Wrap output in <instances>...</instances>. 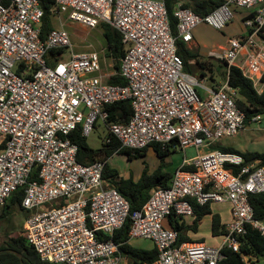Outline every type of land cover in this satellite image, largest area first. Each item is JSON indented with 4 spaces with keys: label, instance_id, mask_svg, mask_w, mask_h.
<instances>
[{
    "label": "built area",
    "instance_id": "built-area-1",
    "mask_svg": "<svg viewBox=\"0 0 264 264\" xmlns=\"http://www.w3.org/2000/svg\"><path fill=\"white\" fill-rule=\"evenodd\" d=\"M55 5L58 17L89 28L106 22L120 33L125 51L119 72L125 84L107 83L111 73H102L103 48L75 51L63 24L41 39L38 0H0V206L23 187L20 206L28 215L22 235L40 261L122 264L120 243L112 236L127 218L128 239H149L157 249V258L146 264H223L222 249L239 252L247 226L264 237V219L254 218L249 201L264 192V166L231 151L200 152L246 127V115L235 103L237 89L226 80L212 89L184 71L164 0H55ZM234 7L245 14L254 9L255 15L244 19L243 38H227L220 57L260 92L264 0H222L204 16L178 3L177 37L191 41L200 23L223 29ZM51 49L63 51L49 64ZM125 100L130 119L107 125L121 147L196 150L175 166L168 187L153 188L133 212L103 179L104 163L79 162L69 137L78 126L87 136L97 119L107 120L106 104ZM33 169L37 178L29 181ZM193 202L229 204L230 219L218 244L178 242L168 218L192 221Z\"/></svg>",
    "mask_w": 264,
    "mask_h": 264
},
{
    "label": "trees",
    "instance_id": "trees-1",
    "mask_svg": "<svg viewBox=\"0 0 264 264\" xmlns=\"http://www.w3.org/2000/svg\"><path fill=\"white\" fill-rule=\"evenodd\" d=\"M40 7L43 10V16L40 23L41 39H44L47 34L54 28L53 21L58 17L56 11L55 0H38ZM171 31L176 38L177 53L183 61L184 71L193 74V65L197 64L201 68L200 76L206 77L208 69L209 75L207 78L208 86L212 89H217L215 83H218L212 75V69L209 65L205 64L207 59L201 58L195 51L190 50L186 46V42L177 37V19L174 16V10L178 3L183 7L191 9L194 13L204 16L215 9L222 0H164ZM255 11L252 10L247 14H244L242 21L247 17H253ZM101 34L104 40L105 53L112 58L113 72L106 77V82L110 84H125L124 78L120 75V59L124 55V45L121 42L120 33L113 28L109 23L101 22ZM264 30V28H263ZM263 30L261 32V38L264 39ZM239 38V37H238ZM243 38V37H242ZM62 49H51L46 55V60L49 64L54 63L58 58ZM193 60V63H190ZM227 67L224 71V81L226 80L229 86L237 89V95L235 97L236 105L244 111L246 115V123L248 124L251 118L255 115L264 114V75L261 78L263 86L261 91L255 88L253 81L248 77H245L241 70L235 66H227L226 62L221 59ZM211 83V84H210ZM104 109L108 112V118L104 124L111 123H125L132 115V108L130 102L118 101L111 104H106ZM69 137L72 142L77 145V160L81 163L89 164L95 161H102L103 174L102 177L110 187H114L117 191L128 201L130 212L139 210L142 208L146 200L149 198L150 191L156 187H168L169 181L172 176V172L162 169V165H159L152 171H149L145 167L138 178H134L131 174L124 177L119 171L111 167L108 163V159L114 153H124L128 159L143 156L150 148L162 160L171 150L169 146L161 144H151L142 149H130L121 147L120 141L109 130L105 136L102 145L98 148H92L86 141V136L82 135L81 128L78 126L75 130L71 131ZM109 138V141L106 139ZM221 151H231L240 154L246 162L255 161L258 166H264V151H239L232 147L217 146ZM174 170V169H173ZM37 178L36 169L30 173L29 181ZM23 187L18 188L5 200L1 206L0 219L6 217L14 206H20V202L23 196ZM250 204L253 209L254 218L262 220L264 219V192L251 195L249 198ZM194 209V216L190 223L184 221L178 222L172 215L169 216L168 222L170 225L178 231V242L188 241L190 237L186 234L188 230L194 232L197 231L198 222L206 215L211 216V234L218 236L225 233V223L221 222V218L218 213H213L210 204L198 205L195 202L192 203ZM28 215V212H26ZM26 215V216H27ZM130 226V219L127 218L120 228L115 230L112 238L115 242L120 243L119 249L126 260L127 264H146L151 263L157 258V249L153 246L150 249H143L134 247L129 243L127 236ZM240 251L234 252L230 249L223 248L222 253L225 258L223 264H264V237L259 234L256 229L247 226L246 233L240 237ZM244 256L246 258H244ZM254 259V260H253ZM0 264H46L40 261L34 249L28 245L24 236L21 234L17 237H10L6 240L0 241Z\"/></svg>",
    "mask_w": 264,
    "mask_h": 264
},
{
    "label": "rangeland",
    "instance_id": "rangeland-1",
    "mask_svg": "<svg viewBox=\"0 0 264 264\" xmlns=\"http://www.w3.org/2000/svg\"><path fill=\"white\" fill-rule=\"evenodd\" d=\"M234 9L236 8L234 7ZM232 22L235 23L232 26L233 30H238L239 27H241V23L237 19L234 21L232 20ZM232 22H230L228 25H230ZM61 24H63L64 28L68 31L75 51H82L89 48L100 50L103 48L104 57H102L101 60L102 73L110 74L113 72V61L112 58L107 56L105 53L106 49L104 46L103 36L101 34V27L99 25L95 28H89L80 23L67 19L65 15H60V17H56L53 21L54 28L60 27ZM225 28L226 27H224L223 30H213V28L211 29L212 32L205 30V33L210 38H218L220 37L219 35L224 33ZM206 59L211 62L210 67L212 69V75L218 82L214 85L215 87H218L224 81L223 72L225 70V66L223 62L220 61V59ZM207 60L205 61V64L207 65V68H209ZM200 70L201 68L197 66V64L193 65V75L197 80H203L204 83L208 85L209 82L206 77H208L210 74L208 72L209 70L205 69L207 76L203 78L200 76ZM199 91L201 92L200 89ZM108 130V126L100 119H97L91 132L86 136L88 145L92 148L100 147ZM217 146L232 147L242 152L264 151V114L261 115L259 122H249L246 124V127L236 135L221 138L215 141L210 147L201 149L200 152L219 149ZM183 156V152L179 148H176L175 150H171L170 153L161 160L157 157L153 150L148 149L143 156L132 159H128L127 155L124 153H114L109 157L108 163L111 167L116 168L122 176H128L130 174L132 176H136L137 174H140L145 167H147L149 171H152L159 165H162V169L170 170L172 172L173 167L175 166L174 164L178 161H181ZM211 209L213 213L219 212L222 219L228 218V207L226 204H213ZM26 212L27 211L21 209L19 206H14L6 217L0 219V241L6 240L10 237H17L22 234L23 222L27 215ZM197 235L202 236L204 238H202L203 240L212 245H216L220 242V238L218 236L211 237L210 215H206L202 218L199 225V233ZM130 244L134 247L143 249H150L154 246L151 240L145 238H132L130 240ZM125 262L126 260H122V264ZM258 264H261V261H259Z\"/></svg>",
    "mask_w": 264,
    "mask_h": 264
},
{
    "label": "crops",
    "instance_id": "crops-1",
    "mask_svg": "<svg viewBox=\"0 0 264 264\" xmlns=\"http://www.w3.org/2000/svg\"><path fill=\"white\" fill-rule=\"evenodd\" d=\"M254 10V9H252ZM233 13H234V16H233V21L235 19H237L238 21H240L241 23V27H239L238 30H233L232 29V26L235 24L232 22V20L230 22H232L230 25H226L225 29H224V33H222L221 35H219L220 37L218 38H210L206 33H205V30H209L210 32H212L211 29V26L205 24V23H200L198 25H196L193 29V38L191 41L187 42L186 43V46L192 50V51H195L199 54V56L203 59V58H208V59H216V60H219L221 61V51L222 49L225 48L226 46V41H227V38L228 37H236V38H242L244 37V35L246 34V29L245 27L243 26V23H242V17L243 15L246 13V10L244 9H241V8H236V9H233ZM215 30V29H213ZM223 30V29H222ZM263 34H264V30H263ZM208 61V60H207ZM194 61L193 60H190V63H193ZM223 62V61H221ZM224 66H225V70H227V67L225 65V63L223 62ZM208 65L211 66V62L208 61ZM203 82V84L207 87H209L207 84L204 83L203 80H201ZM150 149V148H149ZM176 148H174L173 150H175ZM182 152H183V158L184 157H191L193 156L195 153H196V150L193 148V147H188L186 149H181L179 148ZM181 161H178L176 162L174 165H178ZM175 166L173 167V169L175 168ZM170 171V170H169ZM140 174H137L136 176H133L134 178H138ZM126 177V176H124ZM213 204H226L228 209H227V214H228V218L226 219H222L220 213L218 212L220 218H221V222L222 223H226L229 221L230 219V206L228 203H213ZM211 204V208H212V205ZM217 213V212H215ZM202 220V219H201ZM201 220L198 222V226H197V231L194 232L192 230H188L186 232V234L191 238L190 240H203L204 238L202 236H198L197 234L199 233V225L201 223ZM190 219H187V221H185L186 223H190ZM210 232H211V216H210ZM197 235V236H196ZM211 237H214L212 234H211ZM216 237V236H215ZM219 237V235H218ZM203 238V239H202ZM189 241V240H188ZM205 241V240H203ZM129 243H130V240H129Z\"/></svg>",
    "mask_w": 264,
    "mask_h": 264
}]
</instances>
